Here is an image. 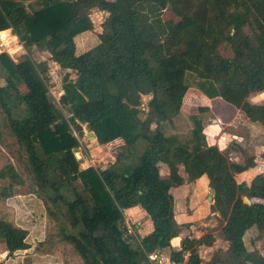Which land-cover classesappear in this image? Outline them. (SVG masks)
<instances>
[{
	"label": "trees",
	"instance_id": "trees-1",
	"mask_svg": "<svg viewBox=\"0 0 264 264\" xmlns=\"http://www.w3.org/2000/svg\"><path fill=\"white\" fill-rule=\"evenodd\" d=\"M94 8L107 12L98 43L76 54L74 37L92 29L88 14ZM166 8L179 19L164 22ZM8 28L27 53L31 47L46 51L63 72L58 103L69 107L68 117L48 89L45 61H14L0 53V112L36 196L58 224L57 240L82 264H149L146 254L164 248L173 261L188 253L190 264H264V256L243 241L252 227L264 232V151L263 172L248 184L237 182L234 175L254 167L255 157L232 160L205 142L206 106L198 107L187 142L163 127L180 112L190 73L205 96L220 97L264 128V102L248 100L264 93V0H0V31ZM220 42L231 56L218 52ZM142 95H150L145 113ZM82 125L105 148L120 139L127 154L119 152L104 168L80 167L73 149L84 136ZM141 144L135 158L126 160ZM180 165L189 181L206 175L213 190L210 209L223 221L227 248L208 263L195 246L211 245V234L186 237L179 250L170 245L180 232L171 193L184 183ZM136 205L151 230L132 246L120 223L124 210ZM27 234L0 216V242L8 256L30 247Z\"/></svg>",
	"mask_w": 264,
	"mask_h": 264
},
{
	"label": "rangeland",
	"instance_id": "rangeland-1",
	"mask_svg": "<svg viewBox=\"0 0 264 264\" xmlns=\"http://www.w3.org/2000/svg\"><path fill=\"white\" fill-rule=\"evenodd\" d=\"M88 16L93 27L86 33H80L74 37L76 53L80 51L78 50L80 45H83L82 50L85 51L98 43V33L101 31V23L107 16V12L102 9L94 8L89 11ZM161 17L164 22L169 20L177 21L179 19L171 13L169 8H166L162 12ZM3 38L6 53H8L14 61L29 56L35 61H45L47 63L49 77L47 86L52 97L58 103L59 96L57 95V92L60 90V85H63V72H60V70L55 67L56 64L50 58L49 54L46 51H39L34 47H31L27 53L17 37H9V33ZM6 40L8 41L6 42ZM218 52L223 56H231L232 54L229 46L225 42H220ZM186 81L188 83V89L183 98L182 113L175 119V126L173 125L172 127L168 125V123L163 124L165 133L173 136L178 142H187L191 138L194 120H196L197 117V109H195V106L198 107L200 105L199 102H202V99L204 102L206 99V97L196 88L195 76L193 74L188 73L186 75ZM0 82L2 83L3 81L0 80ZM19 89L21 92H24L25 90L23 85H19ZM198 94L199 97H201L200 101L199 97H197ZM259 96L261 98L250 95L248 100L250 102L258 103V99H264V93ZM149 97L150 95H142L140 108L144 113L147 111L146 103ZM193 100L198 102L195 101V104H192L191 101ZM58 106L62 109L64 115L68 117L70 112L69 107L62 106L59 103ZM141 116L143 117L144 115L141 114ZM220 122L221 121L218 120L216 123L219 124ZM209 123L205 124L207 126V131L210 134V131H212L215 126L214 124L216 123ZM70 126L73 133H75L76 130L74 126ZM81 127L84 136L80 138L78 137L79 144L74 151L75 156L80 161V167L93 165L98 168H104L108 163L114 160L119 152L123 155L127 154L124 146H118L116 143L110 144L106 148L104 145L101 146L97 144L94 140L89 138L84 125ZM221 132L225 137V145L220 137H218L215 145L220 150H226L232 160L241 161L244 157L249 156L251 153L250 151L247 152V150L252 148L257 142L256 135L254 137L249 136V139L248 137L246 138L248 139V142L245 148L242 149L240 146L232 148L233 146L231 144L234 142L231 140L230 130L224 129L221 130ZM203 136L207 143L205 132L203 133ZM242 143H244V141H242ZM142 146V144L139 145L137 150L132 153L133 155L126 160H129L130 158L134 159ZM159 167L161 174L165 175L167 170L166 167L163 164H160ZM180 173L184 177V183L180 186L171 188V193L174 197V214L176 220L180 224V232L178 234V237H180L179 243H181L182 239L186 237L189 239H198L205 234H211L213 236L211 245L207 246L201 244L195 246L201 261L203 263H208L213 253L218 250L224 251L227 248V242L221 236L223 221L217 213L211 211L210 204L212 203V199L207 201L210 187L206 175H202L198 179L189 181L187 180L186 174L183 172L181 165ZM234 177L237 182L246 183L248 180V178L247 180H244V178H240L238 175H234ZM245 198L246 196L243 197V200ZM142 211L141 214L134 216L133 214L130 216L123 214V219L120 223L123 237L132 246H135L139 237L147 234L151 227L149 217L144 210ZM0 216L10 218L14 224L20 225L28 231L27 242L30 247L27 248L25 252H16L18 259L22 261V264H40L39 255L44 253H48L50 264H82L81 259L72 251L69 245L57 240L58 237L56 236V233L58 224L47 216L41 199L36 196L34 184L31 175L28 172L25 158L19 151L14 138L8 132L1 112ZM177 241L178 238H175L172 240V243L176 244ZM243 241L247 250H256L264 256V232L252 227L245 232ZM169 252L170 248L165 249L164 251L165 254H169Z\"/></svg>",
	"mask_w": 264,
	"mask_h": 264
},
{
	"label": "crops",
	"instance_id": "crops-1",
	"mask_svg": "<svg viewBox=\"0 0 264 264\" xmlns=\"http://www.w3.org/2000/svg\"><path fill=\"white\" fill-rule=\"evenodd\" d=\"M86 32L87 31L82 32V33H86ZM4 33H6V31H3L2 33L0 32V34H4ZM75 48H76V46H75ZM82 48H83V45H80L78 47V50H80V51L78 53H76V52L75 53L79 54V53L83 52L84 50H82ZM55 67L58 70H60V72H62V70L59 68V66L57 64L55 65ZM71 76L73 77V75H71ZM60 90L63 91L62 85H60ZM200 93L203 94L202 92H200ZM199 94L197 97H199ZM261 94H263V93H256V94H251V95H253L257 98H261L259 96ZM205 97H206V99L204 100V102H203V99L201 102L200 101L201 97H199V101H200L199 106H206L208 108V111L204 110V112H203L204 118L202 120V132L203 133L205 132V134H206L207 144H216L218 137H220V139L224 141V145H225V137H224L223 133L221 132V130H224V129L230 130L231 140H233L235 142V144L237 146H240L242 149L245 148V146L247 145L249 136H251V137H254L255 135L257 136L256 144L253 145L252 148H250L251 150L250 149L247 150V152L250 151V153H251L249 156L252 155L255 157V166L248 168L241 173L235 174V175H238L240 178H244V180H247V178H248L246 183H249L250 180L256 174L263 172V163H262V158L260 155L264 151V128L258 122L250 121L237 108H235L231 104L227 103L226 101L222 100L220 97H214V98H209L207 96H205ZM195 101L196 100L191 101L192 104H195ZM196 102H198V101H196ZM263 102H264V99H258V103H263ZM198 107L195 106V109L198 110ZM182 111H183V101H182V105L180 108V112L172 119V123H170L168 125L173 127V125L175 124V119L178 116H180ZM227 115H229V116H227ZM209 120H211V121H209ZM218 120L221 121L219 124L216 123V122H218ZM208 121L210 123H216V124H214L215 126L213 127L212 131H210V134L208 133L207 126L205 124V123H209ZM232 135H233V137H232ZM247 137H248V139H246ZM242 141H244V143H242ZM115 143L118 146L119 145L123 146L122 141L120 139H115L114 141L110 142V144H115ZM101 146H103V145H101ZM260 160H261V164H260ZM166 172H167V170H166ZM142 210L143 209L140 206L136 205V206L125 209L124 215H127V216H130L132 214H133V216L138 215V214H141L143 212ZM135 218H136V216H135ZM150 230H151V227H150L149 231ZM175 238H178V236L174 237L172 240H174ZM172 240H171V242H172ZM2 244L3 243L0 242V264H22V261H20L18 259V256L16 255L17 253L15 252V253H13V256L12 255L8 256V251L5 249L4 245H2ZM165 249H169V248H164L163 250L165 251ZM22 251L25 252L26 250H22ZM18 252H21V251H18ZM39 257H40V264H50V261H49L50 258H49L48 253L41 254V255H39Z\"/></svg>",
	"mask_w": 264,
	"mask_h": 264
},
{
	"label": "built area",
	"instance_id": "built-area-1",
	"mask_svg": "<svg viewBox=\"0 0 264 264\" xmlns=\"http://www.w3.org/2000/svg\"><path fill=\"white\" fill-rule=\"evenodd\" d=\"M2 31H6V33L4 34H0V53L2 52H6L5 49V43L3 42V37H5L6 35H8L9 33V37H15L16 36L14 34L11 33V30L8 29H3ZM0 31V32H2ZM8 40H6L7 42ZM63 93L62 90H59L57 92V95L60 96ZM180 237H178V241L176 244L171 242V248L174 250H179L180 249V243H179ZM147 257V261L149 264H190L188 262V253L183 254V258L181 261H173L170 259L169 254H165L163 249L160 250H155L151 253L146 254Z\"/></svg>",
	"mask_w": 264,
	"mask_h": 264
},
{
	"label": "water",
	"instance_id": "water-1",
	"mask_svg": "<svg viewBox=\"0 0 264 264\" xmlns=\"http://www.w3.org/2000/svg\"><path fill=\"white\" fill-rule=\"evenodd\" d=\"M88 135H89V138H90L91 140L94 139L93 133H92L91 131L88 132ZM76 149H77V148L75 147V148L73 149V151H75ZM212 196H213V190H212L211 188H209V195L207 196V201H210V200L212 199ZM244 201H245L247 204L250 203V199H248L247 197L244 199Z\"/></svg>",
	"mask_w": 264,
	"mask_h": 264
},
{
	"label": "bare ground",
	"instance_id": "bare-ground-1",
	"mask_svg": "<svg viewBox=\"0 0 264 264\" xmlns=\"http://www.w3.org/2000/svg\"><path fill=\"white\" fill-rule=\"evenodd\" d=\"M2 32H3V31H2ZM2 32H1V33H2ZM2 241H3V240H2ZM2 241H1V243H4V242H2ZM3 248H4V247H3Z\"/></svg>",
	"mask_w": 264,
	"mask_h": 264
}]
</instances>
